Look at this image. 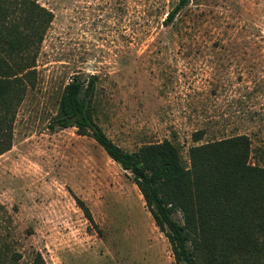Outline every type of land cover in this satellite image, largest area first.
Masks as SVG:
<instances>
[{"label":"rangeland","instance_id":"374dc122","mask_svg":"<svg viewBox=\"0 0 264 264\" xmlns=\"http://www.w3.org/2000/svg\"><path fill=\"white\" fill-rule=\"evenodd\" d=\"M38 2L54 20L0 156V264L36 253L46 264H176L132 175L91 136L49 124L76 78L125 152L167 139L189 166L190 147L246 134L264 167V0H186L172 19L180 0Z\"/></svg>","mask_w":264,"mask_h":264},{"label":"trees","instance_id":"16d2710c","mask_svg":"<svg viewBox=\"0 0 264 264\" xmlns=\"http://www.w3.org/2000/svg\"><path fill=\"white\" fill-rule=\"evenodd\" d=\"M38 1L0 0V156L12 149L17 110L34 86L37 56L54 20ZM185 6L180 0L167 19ZM94 85L92 78L86 91ZM82 91L76 78L66 86L50 129L76 127L132 175L176 264H252L255 256L264 261V167L251 162L248 135L190 147L189 166L167 139L125 152L95 125L91 97L86 101ZM204 135L196 132L193 140ZM77 202L94 223L84 202ZM177 209L183 223L174 218ZM29 264L46 262L36 253Z\"/></svg>","mask_w":264,"mask_h":264}]
</instances>
